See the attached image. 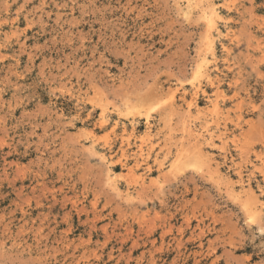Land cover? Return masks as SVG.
<instances>
[{"label":"rangeland","instance_id":"1","mask_svg":"<svg viewBox=\"0 0 264 264\" xmlns=\"http://www.w3.org/2000/svg\"><path fill=\"white\" fill-rule=\"evenodd\" d=\"M185 1L0 0V264H264V0Z\"/></svg>","mask_w":264,"mask_h":264},{"label":"bare ground","instance_id":"2","mask_svg":"<svg viewBox=\"0 0 264 264\" xmlns=\"http://www.w3.org/2000/svg\"><path fill=\"white\" fill-rule=\"evenodd\" d=\"M207 1V0H206ZM186 5L185 8L187 9H194L197 8V9H200V12H201V17L205 20V24L207 26V31H208V34L206 35V41H205V45H206V50H208V53H209V57H212L214 56V44H213V41H212V33H213V30L215 29V21L218 20V18L220 19V15H217L214 6H211L213 8L210 7V5L208 6L207 4H205L204 0H186L185 1ZM212 3V2H211ZM205 4V8L203 7V5ZM186 9V10H187ZM199 11V10H198ZM189 13V11H188ZM218 13V12H217ZM187 14V13H186ZM216 16H218V18H216ZM217 19V20H216ZM222 21V19H221ZM203 22V21H202ZM218 22V21H217ZM225 22V21H224ZM216 31V30H215ZM215 57V56H214ZM204 59V58H203ZM214 60V59H212ZM216 60V59H215ZM202 61V60H201ZM210 75V74H209ZM208 76V74H207ZM206 76V77H207ZM190 106V105H189ZM104 113V110H102V113H101V120H104L105 119V115L103 114ZM107 118V117H106ZM106 120V119H105ZM105 123V122H104ZM212 169V168H210ZM213 172V171H212ZM218 174V173H217ZM230 190V189H229Z\"/></svg>","mask_w":264,"mask_h":264}]
</instances>
